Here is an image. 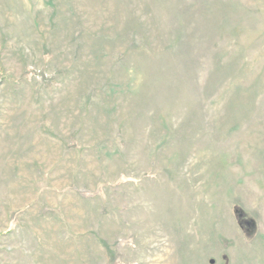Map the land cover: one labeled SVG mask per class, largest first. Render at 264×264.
<instances>
[{
    "label": "rangeland",
    "instance_id": "1",
    "mask_svg": "<svg viewBox=\"0 0 264 264\" xmlns=\"http://www.w3.org/2000/svg\"><path fill=\"white\" fill-rule=\"evenodd\" d=\"M0 264H264V0H0Z\"/></svg>",
    "mask_w": 264,
    "mask_h": 264
}]
</instances>
